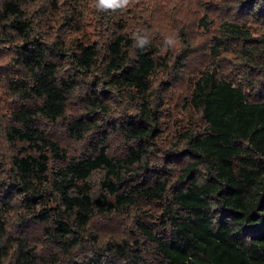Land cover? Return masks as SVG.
Listing matches in <instances>:
<instances>
[{
	"label": "trees",
	"instance_id": "1",
	"mask_svg": "<svg viewBox=\"0 0 264 264\" xmlns=\"http://www.w3.org/2000/svg\"><path fill=\"white\" fill-rule=\"evenodd\" d=\"M213 2L205 50L234 54L245 80L196 69L174 103L200 123L175 122L156 154L175 89L164 73L195 65L180 4L0 0V264H264V36L248 29L264 0ZM171 156L196 166L175 180L160 165ZM138 206L132 235L95 245L92 222Z\"/></svg>",
	"mask_w": 264,
	"mask_h": 264
},
{
	"label": "rangeland",
	"instance_id": "2",
	"mask_svg": "<svg viewBox=\"0 0 264 264\" xmlns=\"http://www.w3.org/2000/svg\"><path fill=\"white\" fill-rule=\"evenodd\" d=\"M163 1V0H161ZM167 6L172 8L180 4V6L185 9V11L179 12V18L176 20L179 25H181L186 31L191 32L192 35V43L195 46L194 56H195V65L188 66V69L184 71L183 74H177L178 72H172L169 74L167 72L164 73V79L173 82L174 90H169L167 97L166 106L167 110L162 111L163 123L165 126L161 141L159 142V149L156 150V154L161 153L163 150L167 149L171 146L172 142L175 141L173 136L169 135V133H176L180 135L179 130H174V123L179 124L180 126L187 125L188 122H192L195 120L197 124L200 123V119H197L198 115L195 111H192L188 108H183L181 102H176L177 97L187 95V89L193 86L194 77L191 74H195L196 69L200 67V72L207 69L208 66L211 65L212 62L220 64L224 71H228L227 73L231 78H237L245 80V74L247 73V69L241 64L229 67V63L232 60H236L235 55H231V60H222L219 61L215 57L211 56L208 53V50H205V44L209 41V39L215 33H218V19L216 18V13L218 9L214 8L213 0H209V2L205 3L203 6V2L201 5L194 6V0H166ZM207 1V0H205ZM176 12L175 10H173ZM215 11V12H214ZM177 13V12H176ZM87 21L92 23L90 16L86 18ZM199 19H204L206 25L201 24ZM170 23L171 20L169 19ZM172 24V23H171ZM92 26H86V31L92 34ZM169 28V25H168ZM248 29L252 33L253 37L256 39H260L264 36V20L251 19L249 21ZM178 49H180V45H178ZM177 49V50H178ZM229 57V56H228ZM236 63V62H235ZM221 70V69H220ZM250 74L249 77L257 78V74L255 70H248ZM236 72V73H235ZM235 73V74H234ZM163 74V73H162ZM193 79V80H192ZM183 87V88H182ZM181 91V92H180ZM177 92L180 94L178 95ZM123 114L126 116L130 111L129 107H124L121 110ZM116 114H114L115 117ZM169 132V133H168ZM77 146V144H72L71 147ZM80 146V145H78ZM162 154V153H161ZM155 161L157 158H155ZM177 157L171 156L170 158L161 157L160 165L166 167L168 170L172 172L173 178L175 180L180 179L186 173V170L193 167L196 164V161L193 159H186L181 164H175L177 161ZM196 166V165H195ZM153 170L148 171L147 174H151ZM141 178V176H139ZM144 205L143 203L141 204ZM182 207H188L185 202H181ZM156 207V205H155ZM145 209L143 207L138 206L136 209H131L129 212L121 215L111 216L109 219H105L102 221L95 220L91 223L90 228L94 233H97L98 240L95 245L100 247L101 244H104L109 236H116L120 238H128V236L132 235L133 228V220L135 218L136 211L138 213L139 209ZM159 209V207H157ZM177 208V206H176ZM178 209V208H177ZM146 210V209H145ZM111 238V237H109Z\"/></svg>",
	"mask_w": 264,
	"mask_h": 264
},
{
	"label": "clouds",
	"instance_id": "3",
	"mask_svg": "<svg viewBox=\"0 0 264 264\" xmlns=\"http://www.w3.org/2000/svg\"><path fill=\"white\" fill-rule=\"evenodd\" d=\"M96 7L99 9H117L123 8L129 4V0H95ZM147 43L144 38H138L139 46L143 47ZM165 43L167 45H172L175 41L172 38H167Z\"/></svg>",
	"mask_w": 264,
	"mask_h": 264
}]
</instances>
